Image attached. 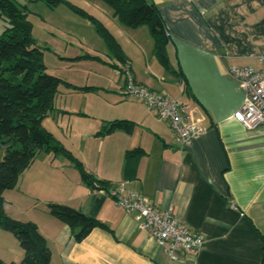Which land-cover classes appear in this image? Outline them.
<instances>
[{
	"label": "crops",
	"instance_id": "0c3cea01",
	"mask_svg": "<svg viewBox=\"0 0 264 264\" xmlns=\"http://www.w3.org/2000/svg\"><path fill=\"white\" fill-rule=\"evenodd\" d=\"M153 1L169 37L171 69L156 56L155 40L147 26L129 28L110 7L97 1L98 10L90 12L121 45L135 82L179 99L205 132L181 149L168 122L140 101L123 96L127 75L115 69L114 80L109 79L111 87L104 88L103 96L96 102L77 104L78 114L92 112L97 118L92 122L78 118L83 123L77 122L81 139L100 135L98 145L91 144L92 150L86 152L82 146L75 148V144L58 140L97 180L111 187L123 185L125 195L142 194L161 210L172 208L204 238V248L196 255L179 250L172 260L141 228L134 213L88 188L69 160L45 153L22 174L16 189L5 193L6 205H15L16 199V215L7 213L38 225L51 250L52 264H263L264 127L247 130L235 119L246 94L229 69L262 67L264 0ZM93 54L100 57L96 49ZM104 57L108 64L118 63L109 52ZM77 91L60 90L59 95L73 97ZM68 103H56V111L47 117L56 124H44L54 136V128L60 129L64 122L61 115L75 113ZM113 121H130L136 128L133 133L116 129L101 134ZM58 133L65 135L61 130ZM138 148L145 155L136 178L126 180V153ZM102 197L98 220L104 226L94 228L81 242L47 208L57 203L90 214L95 199ZM24 213L28 216L22 217ZM16 244L13 234L0 229V259L18 264Z\"/></svg>",
	"mask_w": 264,
	"mask_h": 264
},
{
	"label": "trees",
	"instance_id": "16d2710c",
	"mask_svg": "<svg viewBox=\"0 0 264 264\" xmlns=\"http://www.w3.org/2000/svg\"><path fill=\"white\" fill-rule=\"evenodd\" d=\"M55 8L68 5L78 16L95 25L97 33L106 41L109 55L118 61L110 64L127 75V57L113 34L104 24L88 12L66 0H41ZM125 26L137 29L147 26L155 40V54L167 69H171L168 46L169 37L160 9L153 0H103ZM29 7L18 6L16 0H0V17L7 22L0 35V229L10 232L24 252L20 264H52V253L47 241L34 222H21L6 211L5 193L15 190L22 174L42 154L64 157L79 171L86 186L95 191H108L112 185L97 180L54 135L45 127V119L56 111V98L63 81L48 72L44 51L33 34L28 20ZM90 91L94 88L72 87ZM185 86V85H184ZM186 91V90H185ZM136 124L130 121L110 122L101 134L116 129L133 133ZM145 152L138 148L126 153L125 179L136 178L140 160ZM104 197L96 198L90 214L69 206L49 203L51 215L72 229L78 242L83 241L96 227H103L98 220ZM0 264L8 263L0 259ZM264 264V262H263Z\"/></svg>",
	"mask_w": 264,
	"mask_h": 264
},
{
	"label": "rangeland",
	"instance_id": "374dc122",
	"mask_svg": "<svg viewBox=\"0 0 264 264\" xmlns=\"http://www.w3.org/2000/svg\"><path fill=\"white\" fill-rule=\"evenodd\" d=\"M66 1L94 17L96 16L91 12L95 13V10H98L96 1L107 8L109 7L103 0ZM16 3L18 6L27 5L29 7L28 20L33 26L35 39L44 51V62L48 72L61 79L64 83L71 84L72 87L94 88L90 91H77L78 93L73 97L67 94H64V96L58 94L59 96L56 99L57 106L69 100V109L75 111V113L61 115L64 120L63 123L60 122L61 128L58 130L54 128V133H56L54 137L57 140L62 138L61 140L68 143L69 146L75 144V148L82 146L86 152H90L92 150L91 144L95 148V145L99 143L96 138L101 136L98 135L96 138L83 141L85 139H81L83 137L81 134L82 128L78 125V123H81L78 122V118H86L85 120H91V122L97 120V118L92 112H88L90 113L89 116L78 114L80 106H77V104L83 102L86 104L89 101L96 102L98 96L104 95V88L111 87L109 79L114 80L112 76H115L116 73L115 68L108 64L104 57L109 52L108 45L97 33L95 25L89 20L80 16L75 17L76 14L72 13V11H69V13L64 11L71 10L68 5L61 4L52 8L41 0H16ZM6 26V20L0 17V35L4 33ZM104 26L107 28L105 24ZM94 49L99 51L100 57L97 54H93ZM64 83L60 86V90L73 92L74 89ZM82 98H84L83 101ZM44 124L52 127L56 123L47 118ZM59 130L63 131L65 135L60 137L58 135ZM2 154L3 151H0V157ZM8 210L16 215V199L15 205H6V211L8 212ZM27 216L26 213L22 214V217ZM22 260L23 250L20 244H16V261L20 264Z\"/></svg>",
	"mask_w": 264,
	"mask_h": 264
},
{
	"label": "built area",
	"instance_id": "2783aa9c",
	"mask_svg": "<svg viewBox=\"0 0 264 264\" xmlns=\"http://www.w3.org/2000/svg\"><path fill=\"white\" fill-rule=\"evenodd\" d=\"M261 62L260 69L251 66H232L229 69L230 75L239 82L246 94L243 107L234 117L247 130L264 127V56L261 57ZM126 71L127 84L122 91L123 96L140 101L160 120L168 122L181 149L190 146L194 138L205 132L199 121L191 116L187 105L166 93L138 85L128 66ZM124 193L123 185L100 191L103 196L115 199L127 212L134 213L141 228L158 242L172 260L176 259L179 250L196 255L204 248V238L178 218L172 208L161 210L142 194Z\"/></svg>",
	"mask_w": 264,
	"mask_h": 264
}]
</instances>
